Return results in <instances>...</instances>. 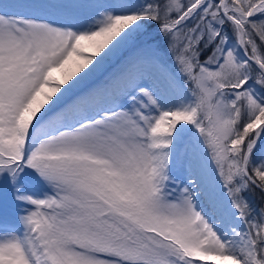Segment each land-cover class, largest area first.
Here are the masks:
<instances>
[{"label": "snow or ice", "instance_id": "1", "mask_svg": "<svg viewBox=\"0 0 264 264\" xmlns=\"http://www.w3.org/2000/svg\"><path fill=\"white\" fill-rule=\"evenodd\" d=\"M0 264H264V0H0Z\"/></svg>", "mask_w": 264, "mask_h": 264}, {"label": "rangeland", "instance_id": "2", "mask_svg": "<svg viewBox=\"0 0 264 264\" xmlns=\"http://www.w3.org/2000/svg\"><path fill=\"white\" fill-rule=\"evenodd\" d=\"M5 3H18V4H24L27 3L28 0H4ZM12 11L21 12V15H26L27 10L18 8V9H12ZM178 175H180L181 179L184 180V182H187V175L183 172H177Z\"/></svg>", "mask_w": 264, "mask_h": 264}, {"label": "trees", "instance_id": "3", "mask_svg": "<svg viewBox=\"0 0 264 264\" xmlns=\"http://www.w3.org/2000/svg\"><path fill=\"white\" fill-rule=\"evenodd\" d=\"M259 204V200L258 198H254V206L258 205Z\"/></svg>", "mask_w": 264, "mask_h": 264}, {"label": "bare ground", "instance_id": "4", "mask_svg": "<svg viewBox=\"0 0 264 264\" xmlns=\"http://www.w3.org/2000/svg\"><path fill=\"white\" fill-rule=\"evenodd\" d=\"M23 9V8H22ZM18 13H20V12H18Z\"/></svg>", "mask_w": 264, "mask_h": 264}]
</instances>
